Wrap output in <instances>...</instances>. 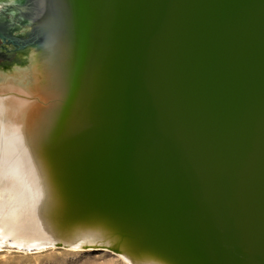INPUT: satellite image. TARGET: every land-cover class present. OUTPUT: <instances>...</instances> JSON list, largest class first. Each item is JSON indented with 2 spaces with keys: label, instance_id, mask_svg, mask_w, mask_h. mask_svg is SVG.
Wrapping results in <instances>:
<instances>
[{
  "label": "water",
  "instance_id": "obj_1",
  "mask_svg": "<svg viewBox=\"0 0 264 264\" xmlns=\"http://www.w3.org/2000/svg\"><path fill=\"white\" fill-rule=\"evenodd\" d=\"M33 3L38 8L20 11L76 35L123 78L120 132L110 160L117 170L125 167L161 183L171 199L143 203L91 186L84 193L98 202L83 196L77 207L105 210L116 221L123 211H143L127 219L172 246L185 264H219L224 258L211 245L223 252L259 250L264 245V0ZM106 121L110 135L112 121L108 116ZM166 211H175V217ZM187 214L220 226L214 235L199 227L187 230L178 223Z\"/></svg>",
  "mask_w": 264,
  "mask_h": 264
},
{
  "label": "bare ground",
  "instance_id": "obj_2",
  "mask_svg": "<svg viewBox=\"0 0 264 264\" xmlns=\"http://www.w3.org/2000/svg\"><path fill=\"white\" fill-rule=\"evenodd\" d=\"M15 17L16 28L28 25L29 37L42 46L35 58L12 55L0 65V239L28 250L55 243L104 247L126 264H185L172 246L127 219L143 211L118 213L120 222L105 210L77 207L91 186L143 203L171 199L161 183L125 167L117 170L110 160L120 132L123 78L76 35L26 14ZM20 37L10 40L28 43ZM166 213L175 217V211ZM158 215L164 220L163 212ZM187 217L178 223L190 231L199 227L214 235L220 226L212 218ZM210 249L223 256L219 264H264V245L254 252Z\"/></svg>",
  "mask_w": 264,
  "mask_h": 264
},
{
  "label": "rangeland",
  "instance_id": "obj_3",
  "mask_svg": "<svg viewBox=\"0 0 264 264\" xmlns=\"http://www.w3.org/2000/svg\"><path fill=\"white\" fill-rule=\"evenodd\" d=\"M24 0H0V65L4 58L12 55L24 58L39 53L42 46L40 39L29 37L27 26L17 29L16 15H24L20 7L36 8L33 0L24 5ZM38 8V7H37ZM41 11V10H40ZM28 15V14H26ZM29 16V15H28ZM21 36L29 38L28 44H13L6 36ZM39 49V50H38ZM63 48H61L62 50ZM20 249V250H19ZM23 250V251H22ZM33 250V251H32ZM0 264H126L116 252L106 248L78 249L67 244L55 243L39 249H24L11 244L8 240L0 239Z\"/></svg>",
  "mask_w": 264,
  "mask_h": 264
},
{
  "label": "flooded vegetation",
  "instance_id": "obj_4",
  "mask_svg": "<svg viewBox=\"0 0 264 264\" xmlns=\"http://www.w3.org/2000/svg\"><path fill=\"white\" fill-rule=\"evenodd\" d=\"M10 42V41H9Z\"/></svg>",
  "mask_w": 264,
  "mask_h": 264
}]
</instances>
